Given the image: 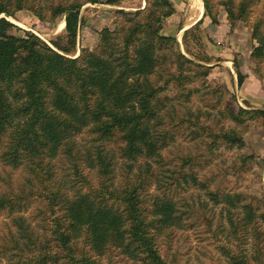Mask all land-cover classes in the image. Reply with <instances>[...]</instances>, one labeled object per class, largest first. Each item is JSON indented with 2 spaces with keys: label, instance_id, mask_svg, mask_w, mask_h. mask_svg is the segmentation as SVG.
<instances>
[{
  "label": "trees",
  "instance_id": "obj_1",
  "mask_svg": "<svg viewBox=\"0 0 264 264\" xmlns=\"http://www.w3.org/2000/svg\"><path fill=\"white\" fill-rule=\"evenodd\" d=\"M257 1L221 0L218 4L225 6L233 23L248 20ZM101 2L0 0V161L13 168L27 164L29 175L27 185L0 189V215L34 206L40 220V232L34 234L22 219L19 225L27 242L22 245L11 234L1 246L3 251L15 250L14 264H104L100 258L112 248L133 263L178 264L163 253L160 239L183 225L184 212L165 192L147 193L158 177L152 162L167 164L161 151L174 140L176 131L197 139L206 130H214L201 138L205 146L199 145V152L175 158L177 168L171 169L175 185L192 182L206 189L216 204L227 206L230 229L218 245L227 264H264V202L261 205L248 199L252 195L227 190L225 180L210 189V179L199 176L211 160L206 156L221 147L236 151L226 162L227 173L239 174L259 165L255 156L242 152L243 134L249 124H264V108L237 110L223 105L221 115L227 123L213 129L206 126L207 115L201 112L184 111L166 118L172 96L180 91L175 99L189 101L199 91L195 83L206 78L213 66L195 62L181 51L176 36L163 34L165 20L176 11L171 0H146L142 9L120 11L122 22L114 30H101L95 49L83 48L73 56L83 5ZM204 6V16L196 24L205 16L218 23L212 0H204ZM20 10H29L41 20L47 14L53 20L65 15L66 40L58 37L50 44L30 30L25 35L11 33L17 25L7 17ZM262 26L260 20L253 25L252 35L259 45L252 56L257 59L264 58ZM196 29L184 32L189 54L187 37ZM195 39L201 43L200 36ZM196 59L209 63L211 57L204 53ZM238 75L242 85L244 76L240 71ZM219 95L221 101L220 91ZM83 133L93 134V142L102 145L117 144L121 157L129 161L121 182L99 146L86 148V164H81L76 149ZM63 156L71 160L82 185L75 194H69L58 180L57 165ZM139 159L143 166L134 173L132 162ZM216 234L217 229L213 237Z\"/></svg>",
  "mask_w": 264,
  "mask_h": 264
},
{
  "label": "rangeland",
  "instance_id": "obj_2",
  "mask_svg": "<svg viewBox=\"0 0 264 264\" xmlns=\"http://www.w3.org/2000/svg\"><path fill=\"white\" fill-rule=\"evenodd\" d=\"M101 1V3H86L81 9L77 49L73 55L75 57L81 54L83 48L93 50L97 47L101 30L104 28L114 30L117 24L122 22L120 11L134 12L144 8L147 4L146 0H123L114 5L104 3V0ZM198 1L204 5V0ZM220 1L212 0L218 12V23H213L209 16H205L201 24L194 25L192 23L198 16L195 0H171L176 11L165 20L163 34L176 36L181 51L195 62H202L213 67L206 78L195 83L199 91L193 93L189 101L182 103L180 99H175L178 98L177 94L180 91L172 96L164 113L166 118L168 115L176 116L177 113L181 114L184 111L201 112L207 115L206 126L209 128L221 126L222 128V125L227 123L221 115L223 105L230 104L237 110L240 107L264 108V58L257 59L252 56L254 47L259 45L258 40L252 35L253 25L257 20L263 21L264 34V0H258L253 5L248 20H238L233 23L228 19L225 6L218 4ZM7 18L17 25L11 30V33L16 35H25V31L30 30L50 44L58 37L63 41L66 40L65 15L53 20L47 14V17L41 20L29 10H20L14 16ZM195 26L197 29L187 37L191 52L189 54L186 51L183 36L186 29ZM197 35L200 36L201 43L195 39ZM204 53L211 57L209 63L196 59ZM238 71L244 76L242 85L239 84ZM219 91L222 93L221 101ZM244 129L245 145L242 152L255 156L259 165L239 174L227 173L226 162H230L232 157H235L236 151L221 147L219 151L209 154V157L206 156L211 160L200 171L199 176L201 179H210V189H215L221 180H225L227 190L252 195L253 197H248V199L253 198L252 200L262 205L264 202V124H249ZM206 131L205 134L209 136L214 132V130ZM205 134L192 139L188 133L185 132L186 138L176 131L174 140L161 151V156L167 164L152 162L158 177L147 193L162 195L165 192L169 198H174L184 212L183 225L167 231L161 235L160 239L163 253L178 264H227L228 262V258L218 247L221 238L225 237L230 229L227 206L223 203L216 204L207 194L206 189L199 188L192 182H182V186L175 185V175L171 170L177 168L178 161L175 158L186 153H195L197 150L199 152V145L201 146L202 143L205 146V142L201 140L207 137ZM92 139L94 135L91 133H83L77 138L76 150L79 149L81 164L83 166L86 164L83 160L88 154L85 149L91 151L92 146H99L112 161L113 173L117 182H121L129 161L121 157L116 143L110 142L102 145L100 142H93ZM204 153H206L205 150ZM170 160L174 161L170 163ZM143 163V159L132 162L133 172H139ZM57 171L58 180L66 186L69 194H75L82 188L71 160L67 156H63L58 162ZM28 178L27 164L13 168L0 161V189L8 188L9 184L14 188L27 185ZM92 179L96 180L94 172ZM36 212V208L32 206L28 210L14 212L13 215L8 213L0 215V264H14L17 260L15 250L5 253L4 248L1 247L11 239V234L22 245L27 242L19 225L22 219L25 224H29L34 234L40 232V220ZM220 225L224 230L223 233L220 231ZM215 229L219 234L213 237ZM247 248L251 255L250 245ZM107 255L100 258L104 264H138L133 263L124 253L114 248Z\"/></svg>",
  "mask_w": 264,
  "mask_h": 264
},
{
  "label": "crops",
  "instance_id": "obj_3",
  "mask_svg": "<svg viewBox=\"0 0 264 264\" xmlns=\"http://www.w3.org/2000/svg\"><path fill=\"white\" fill-rule=\"evenodd\" d=\"M195 9H196V12L198 13V16L192 23L194 25L203 18L204 13H205L204 5H201L198 0H195Z\"/></svg>",
  "mask_w": 264,
  "mask_h": 264
},
{
  "label": "water",
  "instance_id": "obj_4",
  "mask_svg": "<svg viewBox=\"0 0 264 264\" xmlns=\"http://www.w3.org/2000/svg\"><path fill=\"white\" fill-rule=\"evenodd\" d=\"M2 16H5V17H6L7 15H6V14H4V15H2Z\"/></svg>",
  "mask_w": 264,
  "mask_h": 264
}]
</instances>
